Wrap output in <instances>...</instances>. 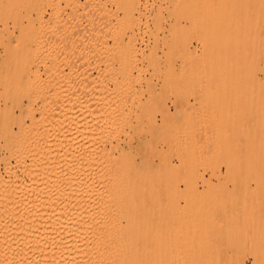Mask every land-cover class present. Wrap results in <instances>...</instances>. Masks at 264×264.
Instances as JSON below:
<instances>
[{"label": "rangeland", "instance_id": "1", "mask_svg": "<svg viewBox=\"0 0 264 264\" xmlns=\"http://www.w3.org/2000/svg\"><path fill=\"white\" fill-rule=\"evenodd\" d=\"M54 1L0 0V93L14 81L37 80L36 68L26 66L22 40L41 31L50 33L47 41L69 48L78 39L108 43V52L102 47L98 58L102 67L109 60L114 65L141 60L146 82L123 95L132 103L142 94L146 110L134 109L131 124L142 122L131 133L152 146L134 155L156 173L142 184L147 202L158 191L161 203L146 208L147 214L135 208L137 218L148 215L150 222L145 238L133 239L130 264L138 258L143 264H264V174L241 171L239 151L253 139L243 127L264 110L258 105L264 98V0H82L53 6ZM121 7L126 11L117 10ZM78 16L88 26L75 33ZM64 52H50L43 60L69 73L88 58L86 53L66 58ZM39 71L46 77L44 67ZM73 73L83 84L105 81L97 72ZM151 94L157 98L147 102ZM15 114L0 116V157L10 156L5 139L18 131L20 110ZM205 125L220 128L222 149L201 161L198 171L185 169L179 154ZM256 145L264 148V138ZM222 217L227 221L219 222Z\"/></svg>", "mask_w": 264, "mask_h": 264}, {"label": "bare ground", "instance_id": "2", "mask_svg": "<svg viewBox=\"0 0 264 264\" xmlns=\"http://www.w3.org/2000/svg\"><path fill=\"white\" fill-rule=\"evenodd\" d=\"M64 1L82 0L52 4ZM39 21L46 23L44 14ZM72 26L80 33L88 24L78 16ZM49 38L50 33L41 31L22 40L26 66L36 68L37 82L14 81L11 89L0 93L6 106L0 108V116L15 117V109L20 110L14 121L18 131L5 139L10 156L0 157V264H130L133 239L145 238L144 226L150 222L148 215L137 218L135 208H145L142 214H147L150 205L161 203L158 191L147 202L142 184L156 173L134 155L135 150L152 146L131 133L142 122L139 118L137 125L131 124L134 109L146 110L142 94L132 103L123 95L129 87L146 82L142 62L135 58L114 65L109 60L102 67L98 58L102 47L108 52V43L100 46L78 39L69 48ZM57 51L66 58L82 53L88 58L66 73L43 60ZM42 67L46 77L39 71ZM182 70L188 73L186 67ZM75 71L97 72L105 81L83 84ZM156 98L151 94L147 102ZM261 104L264 98L258 100ZM243 131L253 139L239 148L245 162L241 171L264 174V148L256 145L264 138V110ZM220 134V128L200 127L197 139L187 141L179 154L181 166L198 171L201 161L222 149L217 143ZM19 180L25 182L22 187L16 185ZM174 211L173 218H178ZM143 263L140 258L134 262Z\"/></svg>", "mask_w": 264, "mask_h": 264}]
</instances>
